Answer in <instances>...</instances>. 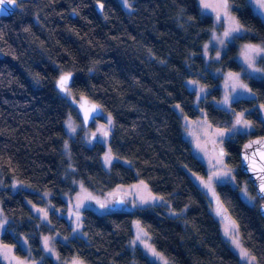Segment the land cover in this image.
Wrapping results in <instances>:
<instances>
[{"label":"trees","instance_id":"trees-1","mask_svg":"<svg viewBox=\"0 0 264 264\" xmlns=\"http://www.w3.org/2000/svg\"><path fill=\"white\" fill-rule=\"evenodd\" d=\"M17 1L16 11L0 21V201L8 217L1 240L24 255L19 242L26 236L42 264H56L44 255L39 239L51 231L68 237L57 241L62 259L157 264L141 247H129L133 222L138 220L172 264H242L222 236L207 194L188 172L207 175L205 164L183 137L175 108L179 104L193 118L204 109L214 125H229L237 112L252 122L249 135L237 134L225 142L227 161L236 169V186L222 182L217 190L239 225L244 246L264 264L260 203L252 205L240 194L247 184L257 195L240 169V150L247 139L264 135V78H249L252 96L235 100L233 109L211 101L222 95L221 77L209 70L204 55L214 21L202 12L199 1L130 0L129 12L118 0ZM230 1L247 33L228 45L220 67L238 71L239 44L264 42V19L253 11L250 0ZM60 72L73 73L67 89L74 96L87 97L113 116L109 148L119 160L110 170L102 163L106 146L101 142L87 145L77 135L65 153V122L74 103L56 86L64 74ZM188 79L208 89V97L198 104ZM69 165L75 179L97 192L143 180L179 214L168 215L160 204L104 214L86 207V236H72L70 222L58 212L68 206L62 195L75 188L73 178L64 173ZM13 178L34 190L13 191ZM36 190L52 193L55 208L49 211V222L28 204H44Z\"/></svg>","mask_w":264,"mask_h":264},{"label":"rangeland","instance_id":"rangeland-1","mask_svg":"<svg viewBox=\"0 0 264 264\" xmlns=\"http://www.w3.org/2000/svg\"><path fill=\"white\" fill-rule=\"evenodd\" d=\"M121 5L125 8L126 11H131L132 6L130 0H127V4L124 3V0H118ZM199 5L201 7V10L204 14H209L212 16L214 24L213 27L210 31V38L209 41L206 43L204 47V55L206 58V61L208 63L209 70L214 74L218 75L221 77L220 81V86H221V91L222 95L220 98H211V101L222 108L225 109H233V102L239 98H249L252 96V90L250 92L243 91L239 87H236L233 89V84L234 83H243L244 85L247 86L248 89H251L249 86V78H264V51L260 52H255L251 53L252 57V63L251 66H249V63L245 60V46L247 45H255L261 49H264V42H252V41H244L239 44L238 47V54L236 56L238 62L241 64V69L238 71L231 70L230 68H223L220 67L221 65V60H222V55L225 53L226 48L228 45L232 42H236L238 40L239 36H242L247 33L246 28L243 27V30L238 33H233L229 37H225L224 33L228 30L229 24L228 21L221 16L220 20H216V12L213 11L211 8H204L203 3H209V4H218L221 2V0H198ZM230 8L229 12L230 14L236 18V20L239 22L237 19L236 15L234 14L233 11V5L230 0H228ZM250 4L252 6L253 11L260 15L264 19V9H260L258 6V0H250ZM240 24V22H239ZM241 25V24H240ZM221 40H223V43H221ZM254 68L261 69L262 71L256 72L253 71ZM64 73V72H62ZM60 72L59 75L62 74ZM232 73L234 75L239 76V81H235L233 79L229 78V74ZM187 85L190 90H193L196 93V100L197 104L201 99H206L208 97V89L206 86H204L201 82L194 80V79H188L187 80ZM203 89V91H201ZM66 95L67 100L71 102V98L80 101L82 96H74L70 89L64 93ZM225 96L229 97V103L224 104L222 101H224ZM175 108L179 112L181 116V121H182V134L183 137L188 140L192 146L194 154L205 164L206 170H207V175H200L194 171L188 170L189 174L192 176V178L195 180V182L203 189V191L207 194L210 202V208L211 212L213 215L216 217V219L219 221L220 226H221V232L222 236L224 239L230 244V246L234 249V251L238 254L242 264H248L247 261L241 258L240 256V249L236 248L234 244L230 242V237H226L224 235V228H225V223L226 221L216 215L215 208L217 206V199L216 197L219 198V202L222 205L224 209L225 206L223 205L220 195L217 190V185L222 182H230L232 185L236 186L237 181L235 178V171L236 169L231 166L228 161H227V150L225 147V142L227 139L232 138L236 136L237 134H246L249 135L251 131L253 130V125L252 122L245 117L244 112H237L232 120V122L229 125L221 126V125H214L212 124L204 109H201V113L197 117H189L187 116L182 108L180 107L179 104L175 105ZM240 114H243V119L250 122L251 127L247 129L240 128L237 126V130L233 131V125L236 123V119ZM264 116V114H263ZM103 121L100 123L99 127L103 129V131H108L109 136H105L102 134L103 139L100 137L98 140L91 139L92 134H98V131L96 128H86L84 121L82 120V117L80 115L79 109L75 104L71 105L67 120L65 122L66 130L68 133V139L65 143V153L69 154V141L72 138H75L77 135L82 136L83 141L87 145H93L96 142L101 141L106 146V150L102 156V163L103 166L105 167L106 170L111 169V165L114 161L119 160V157L116 156L109 148V140L111 133L114 129V120L113 116L108 113V112H103ZM69 124H71L76 130L75 132H72L69 129ZM223 131L225 134L223 136H218L216 133L217 131ZM223 151L224 156H223V163L220 164L218 163V157L219 153ZM110 153L112 159L111 163H107L105 160V156ZM128 164V160H123ZM74 167L72 165H69L64 170V173L68 179L70 177L73 178L71 181L73 182L75 188L72 190V192H66L62 196L63 198L67 201L68 206L66 207L65 210L58 209L59 214L65 216L67 220L70 222L72 226V236H82L85 237L86 234L83 229V210L86 207L92 208L99 214H104L108 212L111 208L110 205L114 204V197L117 194H122V196L125 199V203L123 206L117 208L121 211H132L137 208H142V207H147L151 205H156L160 204L165 207V211L168 215L171 216H176L179 214V212L175 211L172 208V205L170 202H168L163 196L158 195L154 193L149 186V184L143 180H137L131 184H119L115 186L114 188H111L107 191L104 192H97L92 189H89L85 184L77 180L73 177L74 173ZM220 171H230V176L228 177H219L217 178L215 173L220 172ZM209 178L212 179V185H211V190L209 188H206L204 184L209 180ZM143 182V185L141 184ZM139 186L138 188H134L133 186ZM144 185L147 186V188H144ZM10 187L13 191H17L20 189H28V190H34L28 183L21 181L17 178H13L12 182L10 184ZM213 190L215 192V196H213ZM38 193H40L43 198H44V204L43 205H37L31 201H28V204L30 205L31 209L35 214H38L41 216L42 220L44 222H49L48 221V214L50 210H53L54 204L52 202L51 196L52 193L48 190H36ZM157 197V198H162V199H157L153 202H149L147 204H142L140 202V197L141 196H148V195ZM240 194L244 198V200L250 204H254L258 202V204L261 202V199L256 197L255 195H252V193L249 191V188L247 184H244L243 187L240 189ZM91 197V198H88ZM97 200L100 202H108V207L107 208H101L100 205L97 203ZM80 205L77 207V205ZM38 209H42L44 211H38ZM45 212L47 213V218H45ZM225 216L230 218V220L235 221V223L238 225L237 221L231 216L229 211L226 209ZM6 221V223H5ZM137 222L143 227V225L140 223V221L135 220L133 222V237L129 243L130 248H136V247H141L144 252L150 256L152 260H154L157 264H165V261H167V264H172L171 261L161 252H159L153 241L152 237L148 232V237H145L146 243L150 244L155 250L160 253V256H154L152 253L144 247L142 243L139 241H136V233H137ZM7 223H8V217L5 215L3 212L2 208V203L0 201V224H3V228H0V231H5L7 229ZM238 238L240 241V244L242 245L243 248L247 249L241 238L240 234V229L238 225ZM45 237L49 238L48 242V248H51L52 251L49 252L47 248L45 247L44 240ZM40 244L43 249V253L45 256H49L50 258L53 259V261L56 264H72V260L77 257H72L69 259H62L59 256L58 250H57V241L58 240H63L67 241L68 237L62 236L59 234L57 231H51L48 233H42L40 234ZM133 241H136L133 243ZM3 245H8L9 248H11V253L10 257L12 255L19 257L21 260L26 261V264H42L43 263V258L36 257L30 247L28 238L26 236L23 237L22 240L19 242V246L25 251L24 255H21L17 251L16 245L12 244H6L1 240L0 236V247ZM248 250V249H247ZM248 252L250 255L254 256L249 250ZM255 257V256H254ZM80 259V258H79ZM81 260V259H80ZM256 264H258L257 259L255 257ZM0 261L2 264H10V261L8 259H4L3 256H0ZM83 261V260H82ZM84 262V261H83ZM84 264H86L84 262ZM136 264V263H133Z\"/></svg>","mask_w":264,"mask_h":264},{"label":"snow or ice","instance_id":"snow-or-ice-1","mask_svg":"<svg viewBox=\"0 0 264 264\" xmlns=\"http://www.w3.org/2000/svg\"><path fill=\"white\" fill-rule=\"evenodd\" d=\"M17 2V0H0V13H5V14H9L12 9L9 7L10 5H15ZM203 2V0H202ZM124 3L127 4V0H124ZM258 6L260 9H264V0H258ZM101 7H103V5H101ZM203 7L204 8H211L213 11L216 12V20L219 21L221 16H223L229 24L228 30L224 33L225 37H229L231 36L233 33H238L241 32L243 30V26L239 24V22L236 20L235 17H233L230 12H229V2L228 0H221L220 3L218 4H209L204 2L203 3ZM221 43H223V40H221ZM260 51H264V49H261L255 45H247L245 46V60L249 63V66H251L252 63V57H251V53H255V52H260ZM253 71L256 72H260L262 71L261 69L258 68H254ZM71 77V73H67L64 74L60 77L59 81H58V86L61 89V91H67V87L66 85L68 84V81ZM229 78L233 79L235 81H239V76L238 75H234L232 73L229 74ZM236 87H239L240 89H242L243 91H247L250 92L251 89H248L246 85H244L243 83H234L233 84V89H235ZM201 91H203V89H201ZM222 103L224 104H228L229 103V97L225 96L224 101H222ZM81 107H85L84 104H81ZM264 107V106H262ZM97 111V106L95 104L91 105L90 108H85V119L87 120L89 118V114L91 112H96ZM237 126H239L240 128L243 129H247L251 127L250 122L246 121L243 119V114H240V116L237 117L236 119V123L235 125H233V131L237 130ZM69 129L72 132H75V128L69 124ZM103 134L106 136L108 135L107 131H104ZM218 136H223L225 133L223 131H217L216 133ZM254 143H260V141H255ZM246 147H251V144L247 145ZM261 155V159H264V152L260 153ZM223 156L224 153L223 151H221L219 153V157H218V163L222 164L223 163ZM111 155L110 153L108 155L105 156V160L107 163H111ZM245 159H248V157L246 156ZM253 163V168L254 170H256V166H255V162L252 161ZM261 172H264V168H259L258 169ZM216 177H228L230 176V171H220L215 173ZM261 184H260V192L264 193V176H260L259 177ZM141 184L143 185V182H141ZM211 185H212V179L209 178V180L204 184V186L206 188H209L211 190ZM134 188H138L139 186H133ZM144 188L146 189L147 186L144 185ZM213 196H215V192L213 190ZM91 198V197H88ZM157 199H162V198H157L154 196H151L150 194L148 196H141L140 197V202L142 204H147L149 202H153ZM217 199V206L215 208V212L217 216L222 217L226 223H225V228H224V235L226 237H230V242L232 244L235 245L236 248L240 249V256L242 259H244L245 261L248 262V264H256V260L255 257L250 255V253L248 252L247 249L243 248L242 245L240 244L239 238H238V225L235 223V221L230 220V218H228L227 216H225V212L226 209H224L222 207V205L219 202V198L216 197ZM97 203L100 205L101 208H107L108 207V202H100L99 200H97ZM117 203L119 204H123L125 203V201L123 200H119L117 201ZM80 205L78 204L77 207H79ZM38 211H44L42 209H38ZM45 218H47V213L45 212ZM6 223V221H5ZM0 228H3V224H0ZM137 228V233H136V241H139L140 243H142L144 245L145 248H147L152 255L154 256H160V253H158L155 248H153L150 244L146 243L145 241V237H148V232L141 227V225L139 224V222H137L136 225ZM136 241H133V243H135ZM48 242H49V238L45 237L44 240V244L45 247L47 248V250L49 252L52 251L51 248H48ZM10 253H11V248H9L8 245H3L2 247H0V256H3L4 259H8L10 261V264H26V261L21 260L19 257H16L14 255H12L10 257ZM72 264H84V262L82 260H80L78 257L74 258L72 260ZM165 264H167V261H165Z\"/></svg>","mask_w":264,"mask_h":264},{"label":"water","instance_id":"water-1","mask_svg":"<svg viewBox=\"0 0 264 264\" xmlns=\"http://www.w3.org/2000/svg\"><path fill=\"white\" fill-rule=\"evenodd\" d=\"M17 5H18V1L16 2L15 5L9 6L12 9V11L9 14L0 13V21L3 17L12 15L16 11ZM101 5H102L101 2L97 4V7L100 12L103 10V7H101ZM64 74H67V73H64ZM73 76H74L73 73H71V77L66 87H68L71 84L73 80ZM60 77L58 78L57 83H56V86L58 88H59L58 81ZM71 101L78 107L80 115L85 125H90L96 118L101 117L103 115V111H104L103 107L100 104L89 100L87 97H82L80 101H77L72 98ZM81 104H84L85 107H81ZM93 104L97 106V111L91 112L89 114V118L86 120L85 119V108H90L91 105ZM255 141H260V143H254ZM249 144H251V147H246ZM262 152H264V135L254 136V137L247 139L243 143L241 150H240V169L251 181V183L254 186L257 196L261 199V202L259 204V210H260L261 215L264 217V193L260 192L261 181L259 179L260 176H264V172H261L258 170L259 168H264V159H261V155H260V153ZM246 156L248 157V159H245ZM252 161L255 162L256 170H254L253 168ZM119 200L125 201L124 197L120 193L115 195L114 204H111L110 208L115 210L123 206L124 203L123 204L117 203V201Z\"/></svg>","mask_w":264,"mask_h":264},{"label":"flooded vegetation","instance_id":"flooded-vegetation-1","mask_svg":"<svg viewBox=\"0 0 264 264\" xmlns=\"http://www.w3.org/2000/svg\"><path fill=\"white\" fill-rule=\"evenodd\" d=\"M83 120V119H82ZM103 121V117H98L96 118L90 125H85L86 128H96V130L98 131V134H92L90 137L91 139H94V140H98L100 137L103 139L104 137H102V134H103V129L101 127H99L100 123ZM108 133V131H107ZM109 136V133L108 135ZM102 141V140H101ZM99 141V142H101Z\"/></svg>","mask_w":264,"mask_h":264}]
</instances>
